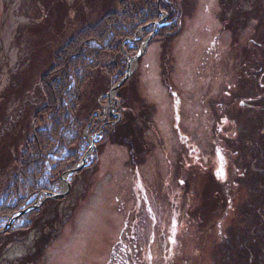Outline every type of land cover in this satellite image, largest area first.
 Instances as JSON below:
<instances>
[{
    "label": "rangeland",
    "instance_id": "obj_1",
    "mask_svg": "<svg viewBox=\"0 0 264 264\" xmlns=\"http://www.w3.org/2000/svg\"><path fill=\"white\" fill-rule=\"evenodd\" d=\"M185 1L176 3H186L176 37L151 38L144 48L142 30L129 45L139 49L125 59L130 76L124 82H130L125 95L134 97L137 165L126 147L101 139L92 167L86 163L66 178L70 186L59 179L54 194H66L58 203L42 207L39 197L29 231L0 239V264L31 259L46 234L49 243L33 264H107L113 249L123 264H220L230 236L245 226L243 207L254 181L249 137L264 133V109L257 106L264 78L244 62L260 59L254 39L264 31V0H222L225 8L220 0ZM90 7L84 0H0V120L11 136L0 140L1 157L4 149L13 154L25 125L9 86L15 80L23 90L33 85L48 69L50 52L97 21L101 11ZM111 60L103 56L101 64ZM92 75L80 96L86 106L107 83L105 73ZM124 84L110 104L116 85L106 94L93 113L97 121L101 114L120 119L116 97ZM211 182L219 188L213 194L204 191Z\"/></svg>",
    "mask_w": 264,
    "mask_h": 264
},
{
    "label": "trees",
    "instance_id": "obj_2",
    "mask_svg": "<svg viewBox=\"0 0 264 264\" xmlns=\"http://www.w3.org/2000/svg\"><path fill=\"white\" fill-rule=\"evenodd\" d=\"M116 1L84 0L91 6V12L95 8L100 9L97 21L81 27L74 38L63 42L58 50L50 52V59L46 57L48 64L45 68L48 69L37 76L33 85L23 90L24 86L15 80L16 88L11 87L13 83L8 88L10 94L19 100V110L21 116L25 115V125L24 132L18 136L21 137L15 141L13 154L7 149L1 151L5 158L0 156V172L6 174L3 178L4 186L0 190V230L14 221L6 231L0 233V239L11 237L15 233H25L26 229L29 231L31 226L28 216L37 214L38 211L27 214L22 212L35 204L39 194L55 192L59 178L80 163L89 148L85 130L91 138L100 132L95 142L96 150L87 158L88 168L96 161L101 139L126 147L131 162L137 165L134 153L137 137L134 140L132 113L134 97L129 99L124 92L130 82L127 81L120 88L116 97L120 119L117 115H105L103 119L101 114L103 121L99 122L93 113L100 110V105L107 101L106 94L125 77L126 57L133 56L139 50L138 47L129 48V45L134 46L133 41L138 34L143 30L144 40L152 35L154 26L164 13L167 14V22L158 26L151 42L160 40L166 43L176 37L181 30L179 25L181 26L183 17L182 5L187 2L183 0L186 3L179 5L176 4L177 0H118L116 10ZM219 3L225 8L222 0ZM110 5L112 10H107ZM80 10L83 12L82 8ZM243 14L247 17L248 13ZM260 26L264 28L263 19ZM237 30L236 28L235 31ZM263 37L264 31L262 37L254 39L256 48H262L258 55L260 59H244L248 66H253L254 76L261 79L264 78ZM123 49L126 53L122 52ZM45 53H49L47 49ZM103 56H110L111 62L102 65ZM94 70L105 73L107 83L102 86L98 99L91 106H86L80 99L81 91H84V86L94 77ZM20 77L22 76H18ZM257 104L264 109V99ZM259 131L257 135L253 133L249 137L254 146L253 150L248 151L254 171L248 175L254 181H251L249 200L243 207L245 218L242 222L245 226L239 233L230 236V247H224L220 264H264V133L260 134ZM5 138H11L9 125L0 120V140ZM245 168L247 170L248 166ZM218 190L211 182L210 189L204 191L213 194ZM51 203L47 201L42 207ZM202 205L205 207L203 201ZM24 228L25 231L22 232ZM42 237L31 255L32 258L23 259L20 264H33L38 256L43 255L50 236L46 234V237ZM122 262V253L113 249L107 264H123Z\"/></svg>",
    "mask_w": 264,
    "mask_h": 264
},
{
    "label": "water",
    "instance_id": "obj_3",
    "mask_svg": "<svg viewBox=\"0 0 264 264\" xmlns=\"http://www.w3.org/2000/svg\"><path fill=\"white\" fill-rule=\"evenodd\" d=\"M165 19H166V16L163 15V18H162V19H161V20H160V21L154 26V32H153V34H154V33L156 32V30H157L156 27L162 25V24L164 23ZM153 34H152L150 37H148V38L146 39V43H145V45H144V46H145L144 48L147 47L149 41H150L151 38L153 37ZM140 55H141V52H140V53H139V54H138L133 60L136 61V60L139 58ZM129 76H130L129 66L127 65V75L124 77V79H123L118 85H116V87H114V88L112 89V91H111V92L109 93V95H108V97H109V104H110V99L112 98L114 92H115L116 90H118L119 87H120L122 84H124V82L128 79ZM94 141H95V138L92 139V142L90 143V147H89V149H88L86 155L82 158V160H81V162L79 163V165L75 166V167L72 168L70 171H68V172H66L64 175H62V176L60 177V181L66 183V185L69 186L68 182L66 181V178H67L68 176L73 175L74 173H76V172H78V171H80V170L83 169V167H84V163H85V161H86V158H87V156L90 154V152H91V150H92V147L94 146ZM65 194H66V192H62V193H60V194H52V193H50V194H46V198H44V199L42 200L41 203H43L47 198H48V199H53V200L62 199V198L65 196ZM27 211H28V210L22 212V214L26 213ZM8 226H10V224H9Z\"/></svg>",
    "mask_w": 264,
    "mask_h": 264
}]
</instances>
